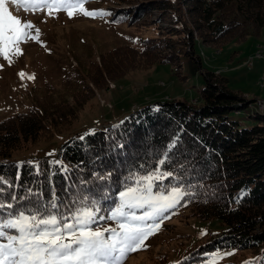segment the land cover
<instances>
[{"label":"trees","instance_id":"16d2710c","mask_svg":"<svg viewBox=\"0 0 264 264\" xmlns=\"http://www.w3.org/2000/svg\"><path fill=\"white\" fill-rule=\"evenodd\" d=\"M114 4L116 9H105L112 13L108 17L113 23L150 29L152 35L141 39L140 49L123 44L87 67L72 69L62 81V92L45 84L42 96L26 112L0 121V177L19 186L4 187L0 201L9 192L23 199L31 190L34 203L35 194H41L42 206L55 192L63 211L69 185L96 192L103 186L104 194L111 187V201L118 185H102L96 173L111 171L114 178H123L134 163L159 153L178 135L173 167L181 172L184 166L183 177L197 195L177 209H187L209 230L205 241L187 248L173 264H264V110L258 100L259 113L245 116L254 101L230 89L221 74L203 67L195 49L196 43L218 50L264 35V0H115ZM187 57L204 81L196 102L159 99L132 109L94 134L69 137L54 156L15 157L25 143L48 141L71 125L96 92L108 90L111 82L132 70L169 64L173 75L185 80L182 59ZM57 160L67 172L52 163ZM213 225L216 231L210 229ZM229 252L233 254L226 255Z\"/></svg>","mask_w":264,"mask_h":264},{"label":"rangeland","instance_id":"374dc122","mask_svg":"<svg viewBox=\"0 0 264 264\" xmlns=\"http://www.w3.org/2000/svg\"><path fill=\"white\" fill-rule=\"evenodd\" d=\"M114 1L89 0L85 6L89 10H114ZM10 7L14 14L31 20L40 29L41 43L29 41L23 44V55L13 57L11 66L0 57V65L3 66L0 69V121L26 112L35 98L42 96L45 84H51L62 92V81L72 69L80 65L87 67L97 62L101 54L123 44L140 49L141 39L152 35L150 29L127 23L115 24L111 17L90 19L76 13L69 18L63 11L50 17L47 9L30 14L22 10L17 13L14 5ZM154 15L156 12L152 13V18H155ZM256 41H260L258 47ZM262 45L264 35L218 50L201 43L195 45L203 67L221 74L227 79L230 89L254 101L245 116L254 111L259 113L256 97L264 103V60L256 59L264 58ZM182 67L185 80L173 75L169 64H156L148 69L128 72L111 82L108 90L96 92L71 125L48 141L25 143L15 157L54 156L69 137L114 124L128 115L133 106L139 108L159 99L196 102L199 90L204 87L203 78L188 57L182 59ZM20 72L26 74L23 80L18 75ZM29 75H34L35 79H27ZM175 213L170 219H165L160 230L146 241V250L128 254L122 264H173L186 253L187 248L206 240L208 226L196 220L187 209H176ZM110 224L106 222L105 226ZM210 227L216 231L214 225Z\"/></svg>","mask_w":264,"mask_h":264},{"label":"snow or ice","instance_id":"6c2138e0","mask_svg":"<svg viewBox=\"0 0 264 264\" xmlns=\"http://www.w3.org/2000/svg\"><path fill=\"white\" fill-rule=\"evenodd\" d=\"M89 0H0V57L9 66L13 57L23 55L22 45L41 43V31L31 20L14 14L19 11L35 14L47 9V15L65 12L69 18L76 13L90 19L112 15L108 10H89ZM0 65V69H2ZM23 80L24 72L18 74ZM34 80V75L27 76ZM159 111L157 107L155 109ZM94 134V130L91 133ZM79 139L83 140L84 136ZM179 136L173 137L159 153L134 163L126 175L113 177L111 171L96 173L104 186L118 185L116 197L109 201L104 187L99 192L91 188L69 185L68 203L52 193L46 204L32 201V192L19 197L9 192L0 201V264H122L128 254L146 250V241L155 235L165 219L175 215L179 206H187L197 193L181 172L173 167V149ZM123 147V145H121ZM54 155V153H49ZM67 172L61 161H53ZM23 162L17 165L22 167ZM37 171L38 164H34ZM16 179H19L17 176ZM167 181V184H165ZM83 183H87L84 181ZM4 187H19L0 177V192ZM21 203L17 207L16 202ZM27 201V203H24ZM106 222H111L105 226ZM114 225V226H111ZM233 253H226L232 255Z\"/></svg>","mask_w":264,"mask_h":264},{"label":"bare ground","instance_id":"6f19581e","mask_svg":"<svg viewBox=\"0 0 264 264\" xmlns=\"http://www.w3.org/2000/svg\"><path fill=\"white\" fill-rule=\"evenodd\" d=\"M258 49V48H257ZM261 51V50H260ZM260 54V53H259ZM263 55H264V53H263ZM262 57V56H261ZM249 66H251V63H249ZM258 106H259V108L261 109V110H264V103L263 102H259L258 103Z\"/></svg>","mask_w":264,"mask_h":264},{"label":"crops","instance_id":"0c3cea01","mask_svg":"<svg viewBox=\"0 0 264 264\" xmlns=\"http://www.w3.org/2000/svg\"><path fill=\"white\" fill-rule=\"evenodd\" d=\"M258 43H260V41H256V42H255V45H256L257 47H258V45H257ZM261 60L263 61L264 59H261ZM258 100H259V101H258ZM255 101H258L257 104H258L259 102H261V101H260V98H257V97H256ZM262 101H263V100H262ZM134 107L137 108L136 106H133L132 109H134Z\"/></svg>","mask_w":264,"mask_h":264},{"label":"built area","instance_id":"2783aa9c","mask_svg":"<svg viewBox=\"0 0 264 264\" xmlns=\"http://www.w3.org/2000/svg\"><path fill=\"white\" fill-rule=\"evenodd\" d=\"M263 49H264V45H262ZM256 58V55H255ZM256 59H264V58H256ZM252 59L249 61V63H251ZM257 102V101H256Z\"/></svg>","mask_w":264,"mask_h":264}]
</instances>
